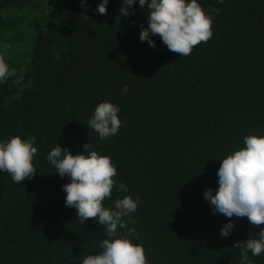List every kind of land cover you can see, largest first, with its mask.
Returning a JSON list of instances; mask_svg holds the SVG:
<instances>
[{
    "label": "trees",
    "instance_id": "16d2710c",
    "mask_svg": "<svg viewBox=\"0 0 264 264\" xmlns=\"http://www.w3.org/2000/svg\"><path fill=\"white\" fill-rule=\"evenodd\" d=\"M198 2L214 14L213 35L180 56L158 34L155 47L139 40L146 5L123 15V0H109L105 14L94 11L100 0H0L4 41L26 40L22 63L9 58L14 77L0 84V140L31 137L37 148L30 179L0 172V264H81L103 250L104 226L65 206L69 179L47 160L56 143L111 157L129 191L114 187L103 204L139 195L128 228L150 264H239L234 241L264 225L212 214L203 192L218 187L217 160L264 134V0ZM103 101L121 120L105 140L87 126ZM228 219L235 227L222 237ZM248 255L264 264V253Z\"/></svg>",
    "mask_w": 264,
    "mask_h": 264
},
{
    "label": "clouds",
    "instance_id": "9594fccd",
    "mask_svg": "<svg viewBox=\"0 0 264 264\" xmlns=\"http://www.w3.org/2000/svg\"><path fill=\"white\" fill-rule=\"evenodd\" d=\"M109 0H100L94 10L105 14ZM223 4L224 0H218ZM133 4L141 8L147 6V27L141 28L139 40L147 41L155 47L152 36L159 35L166 47L180 56L191 54L194 46L208 42L212 38L213 13H205L198 0H123L119 9L123 15L129 14ZM81 7H86L81 0ZM219 12V9L215 10ZM3 55H0V84L14 77ZM119 106L109 101L97 104L87 122L101 140L115 136L120 129ZM84 151L72 155L67 148L56 143L47 154L48 163L61 177H67L69 183L62 185L65 195V206L76 209V216L84 223L95 218L104 226L108 238L104 239L97 254L85 256L81 264H150L145 255L144 246L134 243L130 238L136 231L128 228L132 223L131 214L137 210L140 197L125 195L115 199L113 206L106 207L103 201L110 198L115 187L117 191L127 193L126 184L117 181V167L110 156L89 150L83 145ZM37 148L32 138H21L13 135L7 140H0V172L10 174L14 183L31 178L36 172L33 158ZM218 177L215 192L205 189L203 198L210 204L212 214H223L227 218L247 217L253 226L264 225V134H252L243 138V147L217 160ZM127 218V219H125ZM235 227L228 219L219 234L228 237ZM120 229H127L120 233ZM257 238H248L241 242L234 241L232 247L238 248L239 264H252L248 253L260 256L264 253V228L255 233Z\"/></svg>",
    "mask_w": 264,
    "mask_h": 264
},
{
    "label": "rangeland",
    "instance_id": "374dc122",
    "mask_svg": "<svg viewBox=\"0 0 264 264\" xmlns=\"http://www.w3.org/2000/svg\"><path fill=\"white\" fill-rule=\"evenodd\" d=\"M0 24H6V20H1ZM23 24H26V23H23ZM34 28H32V34L36 35V30L34 31ZM21 34H22V37H27L24 31H21ZM3 38H4L3 35L0 34V39H3ZM25 43H26V40L24 39L20 41H14L12 43H7V41H4L3 39L2 43L0 41V55L4 56L7 63L9 62L10 57L15 58L16 60L15 64L22 63L23 59L25 58V49H24L26 48ZM21 44H22V47H21ZM10 53H14V55L8 57Z\"/></svg>",
    "mask_w": 264,
    "mask_h": 264
}]
</instances>
